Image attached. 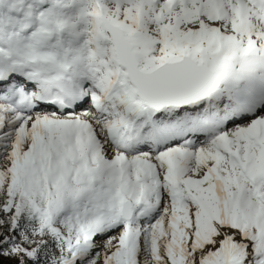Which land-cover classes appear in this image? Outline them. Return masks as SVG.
Returning a JSON list of instances; mask_svg holds the SVG:
<instances>
[{
    "label": "snow or ice",
    "instance_id": "snow-or-ice-1",
    "mask_svg": "<svg viewBox=\"0 0 264 264\" xmlns=\"http://www.w3.org/2000/svg\"><path fill=\"white\" fill-rule=\"evenodd\" d=\"M0 264H264V0H0Z\"/></svg>",
    "mask_w": 264,
    "mask_h": 264
}]
</instances>
